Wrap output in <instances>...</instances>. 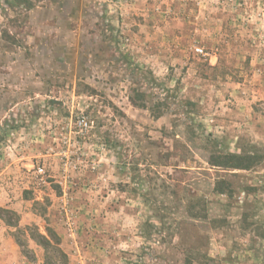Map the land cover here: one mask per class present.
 I'll list each match as a JSON object with an SVG mask.
<instances>
[{"label":"rangeland","instance_id":"obj_1","mask_svg":"<svg viewBox=\"0 0 264 264\" xmlns=\"http://www.w3.org/2000/svg\"><path fill=\"white\" fill-rule=\"evenodd\" d=\"M19 2L0 0V227L19 253L44 264L49 229L66 264H264V0ZM213 143L263 160L213 168Z\"/></svg>","mask_w":264,"mask_h":264},{"label":"trees","instance_id":"obj_2","mask_svg":"<svg viewBox=\"0 0 264 264\" xmlns=\"http://www.w3.org/2000/svg\"><path fill=\"white\" fill-rule=\"evenodd\" d=\"M20 4H22V0H20ZM30 6V5H29ZM139 97H142V94H137ZM133 101V100H132ZM163 101L159 102L157 105H155L154 108L159 109L157 111L160 112V107L163 106ZM139 107L146 108V104L139 102ZM158 115V114H157ZM159 117V116H157ZM263 158L259 154H235L230 153L226 151H222L218 149L216 144H212V151L208 157V165H210L213 168L219 169V170H225V171H233V170H242V171H248L255 167H257L261 162ZM213 192L218 195H224L228 197H232L234 194V188L233 185L225 179L216 180L213 186ZM0 212H5L10 214H13L12 212H9L7 210L0 209ZM7 225H11L9 222ZM149 235H147L148 237ZM145 237L146 239H151V237ZM36 241L37 243L42 246L44 250V264H55V263H61L66 264L67 258L64 252L59 248L60 240L56 236V234L52 231L47 229L46 230V236H43L41 234L36 235ZM17 243V242H16ZM19 247H23V244L17 243ZM149 247V246H148ZM151 248H149L150 250ZM150 254L153 256V249ZM22 256L27 257L26 252L22 248ZM138 264L140 262H137ZM192 260L186 258V264H191Z\"/></svg>","mask_w":264,"mask_h":264},{"label":"crops","instance_id":"obj_3","mask_svg":"<svg viewBox=\"0 0 264 264\" xmlns=\"http://www.w3.org/2000/svg\"><path fill=\"white\" fill-rule=\"evenodd\" d=\"M0 264H34L21 256L6 227H0Z\"/></svg>","mask_w":264,"mask_h":264},{"label":"built area","instance_id":"obj_4","mask_svg":"<svg viewBox=\"0 0 264 264\" xmlns=\"http://www.w3.org/2000/svg\"><path fill=\"white\" fill-rule=\"evenodd\" d=\"M197 51H199L200 53H202V52H201V50H197ZM39 172H40V173H42V171H41V170H39Z\"/></svg>","mask_w":264,"mask_h":264}]
</instances>
